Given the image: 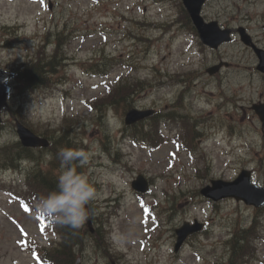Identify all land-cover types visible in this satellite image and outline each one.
Here are the masks:
<instances>
[{"label": "rangeland", "instance_id": "obj_1", "mask_svg": "<svg viewBox=\"0 0 264 264\" xmlns=\"http://www.w3.org/2000/svg\"><path fill=\"white\" fill-rule=\"evenodd\" d=\"M47 1L0 0V44L8 40V47L0 50L1 64L9 65L14 56L22 58V55H26L47 29L58 26L68 35L71 32V37H74L67 47V55L69 60H73V64L55 75L53 81L57 84L52 90L38 91L31 95L30 104L24 113L38 130L50 129L55 146L52 144L53 150H45L43 153L31 151L28 156L33 160H42V169H46L54 165V153L59 151V144L63 143L60 140L71 145L78 143L82 147L89 155L83 174L97 191L91 201L92 205L103 212V217L117 206L116 211L109 216L113 231L110 235L112 248L116 250L110 253H118L119 256L123 249L127 264H140L142 259H146L147 247L143 254L138 244L133 243L144 236H153L149 232L159 224V218L161 226L163 225L162 234L159 235V229L156 230L153 239H163L166 246L163 249L156 248L150 255V258H156L155 264H215L216 257L223 250V242L234 226L245 227L255 213L243 204L232 201L225 202L215 210L214 206L202 200L198 190L209 179L216 176L230 179L242 168L254 171V180L264 183V168H259L260 159L264 165L263 136L256 129V118L250 111L246 113L243 110L238 114H220L225 119V130L231 126L235 135L225 140L219 135L220 129H213V124L211 128H205V124L199 123L197 129L204 132L205 138H209L205 145L199 144L210 160L209 170L204 169V162L196 165L185 153L175 151L170 142L156 150L124 143L121 153L118 144L121 143L122 130L125 129L123 111L112 110L107 113L109 139L98 119L99 113L89 112L87 102L98 98L105 90L100 82L92 79L89 60L100 61L102 56L107 58L109 55V58L128 64L141 62L145 57L143 68L130 73L132 78L139 76L149 79L155 68L160 71L165 67L183 70V65L177 62L184 58L181 54L186 42L171 41V34L175 35L178 28H172L168 24L175 19V7L171 2L156 3L154 0H50L52 9L48 11ZM202 14L208 20H217L224 27L243 25L253 36H257L262 32L260 28L264 20V0H210ZM141 37L144 43L137 40ZM234 38V42L221 46L218 51L205 52L203 56L193 50L196 52L195 62L190 66L202 71L221 58L220 60L228 61L233 66L236 74L235 77L229 67L224 69L223 76L229 84L238 79L239 85L235 89L244 86L240 81H247L249 78L241 67L248 66L256 73V61L251 52L241 46L238 38ZM191 60L193 59L187 61ZM145 64L149 68L141 71ZM151 68L154 69L149 73ZM113 69L110 80L122 75L120 67ZM249 73L254 79H262L259 74H253L252 70ZM252 86L255 91H251V96L245 92L247 101L260 98L256 91L260 88L254 83ZM175 89L177 97L178 87ZM163 92L147 91L136 98V105L144 109L150 108V105L162 98L166 99V103L175 99L173 92ZM193 93L190 98L197 97ZM190 105L191 108L187 105L185 108L179 104L175 111L183 117L191 116L193 120L208 117L211 112L207 113L203 109V100L199 103L191 100ZM213 115L218 116L215 113ZM64 116H76L82 122L75 127L54 128L56 122H60ZM243 116L246 125L241 131L243 126L237 125V122ZM9 118L4 111L0 124V145L17 141ZM22 121L26 123L24 119ZM167 134L170 136V133ZM213 134L216 136L215 140ZM221 135L225 136L224 132ZM18 150L12 152L13 159L17 158ZM117 151L120 153L117 154ZM171 151L177 156L171 155ZM228 151L229 155L226 154ZM5 157L6 153L0 154V164L8 162ZM13 171H0V264H35L29 246L33 242L47 244L53 238L54 242H58V234L47 228V218L45 224H41L34 208L27 212L20 209L19 204L23 202L14 199L12 194L2 195V191L10 190L17 192L18 196L26 197L18 183L19 175H13ZM202 172L204 177L200 174ZM138 174L153 179L150 194L142 203L136 200V194L130 189L131 180ZM27 203L33 206L30 202ZM105 204L108 205L107 208ZM151 207L154 209L150 216H146V210ZM193 219L205 222L207 232L195 234L187 246L174 254L172 244L175 229L183 222H191ZM145 223L148 224L144 226ZM142 228L146 230L144 236ZM262 230L264 231V223ZM261 242L258 241L260 258L256 264H264V244ZM86 254L82 255L85 258L84 264H95L93 252Z\"/></svg>", "mask_w": 264, "mask_h": 264}, {"label": "clouds", "instance_id": "obj_2", "mask_svg": "<svg viewBox=\"0 0 264 264\" xmlns=\"http://www.w3.org/2000/svg\"><path fill=\"white\" fill-rule=\"evenodd\" d=\"M58 158L60 172L56 187L39 198L35 213L53 224L79 229L89 219L87 206L96 196L88 177L77 171L78 166L88 164L89 155L83 150L65 147L59 150Z\"/></svg>", "mask_w": 264, "mask_h": 264}, {"label": "trees", "instance_id": "obj_3", "mask_svg": "<svg viewBox=\"0 0 264 264\" xmlns=\"http://www.w3.org/2000/svg\"><path fill=\"white\" fill-rule=\"evenodd\" d=\"M57 57V52L53 55L51 58V64L53 60ZM53 65V64H52ZM46 66L42 65H36L31 68L24 69L22 72L21 78L23 76L26 78L25 81L27 83L28 87H33L37 86L40 84H43V82L46 81L45 78V68ZM124 94H127L126 87H121L118 90L117 89H110L108 92L107 97H102L94 102V107L98 111L101 112L104 111L106 108H116L118 105L121 106L125 103V98L122 96ZM141 129L137 127L134 132H131V135L134 136L136 139H142ZM63 143L59 144V149L61 148H70L72 147L70 144L67 142H64L61 140ZM14 150L8 149L6 152V157L5 160L9 162L11 158L13 159V152ZM25 154V157H29L27 155L28 150H22ZM57 155V153H55ZM11 157V158H10ZM40 168V167H39ZM38 168V166H34V168H31L29 171L27 178L29 182V188L34 191V189H41V191L45 194H47L49 191L54 190L56 187V182H55V177H53L49 172L51 171H41ZM77 171L80 172V169L77 167ZM40 197V196H38ZM58 227H62L63 229V234L65 235V239H62L60 242L57 243L56 247L50 246V248H47L44 254L45 259L48 261V264H73L74 259H75V254L73 249L75 248L74 245H77L80 249L83 247V242H82V237L84 234L83 227H80L79 229H71L70 227L63 226L58 224ZM245 239V232L244 231H239L235 233L234 237V247L232 248L233 251L237 255H241L248 247L250 244V240L248 238L245 239V243L237 244L238 241L244 240ZM237 245V246H236ZM80 252V250H77ZM40 259V257H39ZM44 260L43 258H41ZM40 259V260H41Z\"/></svg>", "mask_w": 264, "mask_h": 264}, {"label": "water", "instance_id": "obj_4", "mask_svg": "<svg viewBox=\"0 0 264 264\" xmlns=\"http://www.w3.org/2000/svg\"><path fill=\"white\" fill-rule=\"evenodd\" d=\"M204 0H185L194 24L204 41L214 30H216V24L204 25L198 17L199 9ZM225 38L221 39L228 40V32L224 33ZM207 42V41H206ZM213 45V44H212ZM216 46V45H213ZM8 75L0 72V109L6 104V94L8 93V88L4 85V81L7 79ZM136 114L131 112L128 114L126 121L132 122L136 118ZM264 121V116L262 117ZM17 133L21 139V142L25 146H38L46 145V142L42 139L37 138L28 130L23 128L21 125L17 124ZM132 186L140 191H144L146 186L145 182L139 177L137 181L132 183ZM201 193L213 200H218L224 197H234L236 200H242L246 204H253L259 206L264 202V189H258L249 183L248 173H242L239 178L232 183L216 182L213 186L204 188ZM199 226L189 228L186 225L177 231V243H181L183 239L191 232L198 230ZM177 244V245H178Z\"/></svg>", "mask_w": 264, "mask_h": 264}]
</instances>
